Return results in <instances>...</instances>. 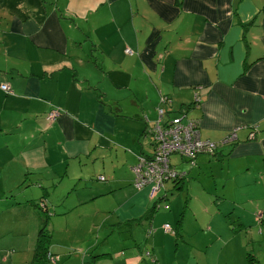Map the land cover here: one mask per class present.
I'll list each match as a JSON object with an SVG mask.
<instances>
[{
  "label": "crops",
  "instance_id": "0c3cea01",
  "mask_svg": "<svg viewBox=\"0 0 264 264\" xmlns=\"http://www.w3.org/2000/svg\"><path fill=\"white\" fill-rule=\"evenodd\" d=\"M263 6L264 0H0V84L9 86L0 88L1 262L21 256L7 240L28 233L33 248L45 221L51 241L79 209L99 217L95 241L108 219L151 226L155 198L132 186L131 167L153 152L157 107L171 117L185 112L198 120L201 138L216 143L213 155L192 161L172 155L175 170L192 178L264 172ZM54 107L60 116L49 122ZM232 132L235 139L225 141ZM183 180L166 184L177 188ZM40 199L46 217L32 205ZM157 200H167L164 187ZM100 247H78L84 264H168L155 252L146 260L138 243L137 251ZM48 250L54 254L50 242Z\"/></svg>",
  "mask_w": 264,
  "mask_h": 264
},
{
  "label": "rangeland",
  "instance_id": "374dc122",
  "mask_svg": "<svg viewBox=\"0 0 264 264\" xmlns=\"http://www.w3.org/2000/svg\"><path fill=\"white\" fill-rule=\"evenodd\" d=\"M101 87H104L102 82ZM128 94L129 90L124 91L126 101L129 100ZM110 111L115 113L116 110L111 108ZM202 154L208 155H198ZM174 160L179 159L174 156ZM196 173L197 176L192 178L189 172L177 188L171 187V182L164 184L167 200L154 209L157 212L151 226L147 221L130 226L111 225L113 220L108 219L97 237L99 244H95L101 226L99 217L84 214L81 209L75 210L68 220L67 231L56 233L55 229L56 235L50 241L55 261L48 264H84L88 258H84V249L78 248L83 244H91L96 250H101L102 246L111 251H137L136 243L144 251L146 260H153L154 256L149 253L155 252L160 255V261L164 258L168 264H246L247 253L264 264V172ZM254 208L259 210L253 211L255 220L249 223V213ZM259 212L263 213L262 225L255 222L259 219ZM79 214L84 215L79 217ZM165 223L173 232L163 229ZM176 229L177 235L174 234ZM30 243L28 233L22 238L7 240L8 247L17 249L21 255L14 259V264L31 261L34 247L31 248ZM75 243H80L77 249L69 245ZM11 253L12 250H7L6 255ZM0 264L10 262L0 260Z\"/></svg>",
  "mask_w": 264,
  "mask_h": 264
},
{
  "label": "built area",
  "instance_id": "2783aa9c",
  "mask_svg": "<svg viewBox=\"0 0 264 264\" xmlns=\"http://www.w3.org/2000/svg\"><path fill=\"white\" fill-rule=\"evenodd\" d=\"M126 54H132V50L126 48ZM2 90L8 91L7 83L0 84ZM162 102L166 99L162 98ZM158 118L151 128L154 140L153 152L151 155H138L136 162L132 165L133 173L132 186L136 189H146L150 199L155 198L154 208H158L159 201L157 195L167 181H181L186 172L177 171L170 163L172 155H179L192 161L198 154L207 153L213 155L216 151V143L202 139L200 136L199 122L190 119L185 112H179L175 116H167V113L157 107ZM60 116V110L51 108L45 119L49 122L55 121ZM235 139L234 133H230L225 141ZM104 180L103 176H99ZM167 206V205H164ZM165 231L172 228L167 223L163 224ZM52 261L54 259L52 258Z\"/></svg>",
  "mask_w": 264,
  "mask_h": 264
},
{
  "label": "trees",
  "instance_id": "16d2710c",
  "mask_svg": "<svg viewBox=\"0 0 264 264\" xmlns=\"http://www.w3.org/2000/svg\"><path fill=\"white\" fill-rule=\"evenodd\" d=\"M262 10L264 12V6L262 7ZM178 112H181V111L179 110ZM32 205L34 206V208H36L38 210V213H40V214L45 213V217L47 216L46 215L47 210L45 209L46 203L43 199H40L37 202L32 203ZM262 215H263L262 212L258 213L259 219L256 220V222L259 225H262ZM47 226L48 225L46 224L45 221L42 223L41 226H39V229H38V232L36 235L34 250H33V252H34L33 257H32V260L28 264H47L52 260L53 254L48 250V245L50 242V235L51 234H50V231L48 230ZM171 231L173 232V229ZM174 234L175 235L177 234L176 230H175ZM54 261H55V259H54ZM246 264H260V263L251 253H247L246 254Z\"/></svg>",
  "mask_w": 264,
  "mask_h": 264
},
{
  "label": "clouds",
  "instance_id": "9594fccd",
  "mask_svg": "<svg viewBox=\"0 0 264 264\" xmlns=\"http://www.w3.org/2000/svg\"><path fill=\"white\" fill-rule=\"evenodd\" d=\"M180 182V181H179Z\"/></svg>",
  "mask_w": 264,
  "mask_h": 264
}]
</instances>
